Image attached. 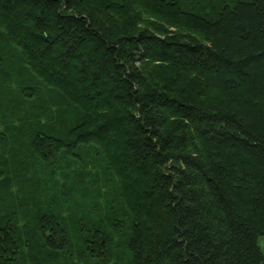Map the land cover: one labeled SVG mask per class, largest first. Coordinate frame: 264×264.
Returning <instances> with one entry per match:
<instances>
[{"label": "trees", "instance_id": "1", "mask_svg": "<svg viewBox=\"0 0 264 264\" xmlns=\"http://www.w3.org/2000/svg\"><path fill=\"white\" fill-rule=\"evenodd\" d=\"M264 0H0V264H264Z\"/></svg>", "mask_w": 264, "mask_h": 264}, {"label": "rangeland", "instance_id": "2", "mask_svg": "<svg viewBox=\"0 0 264 264\" xmlns=\"http://www.w3.org/2000/svg\"><path fill=\"white\" fill-rule=\"evenodd\" d=\"M259 244L262 247L263 251H264V235H260L259 236Z\"/></svg>", "mask_w": 264, "mask_h": 264}]
</instances>
